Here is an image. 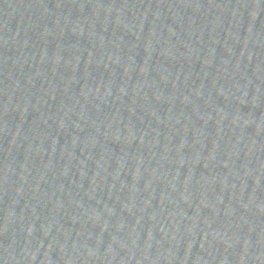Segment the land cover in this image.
<instances>
[{
	"label": "water",
	"instance_id": "water-1",
	"mask_svg": "<svg viewBox=\"0 0 264 264\" xmlns=\"http://www.w3.org/2000/svg\"><path fill=\"white\" fill-rule=\"evenodd\" d=\"M0 264H264V0H0Z\"/></svg>",
	"mask_w": 264,
	"mask_h": 264
}]
</instances>
